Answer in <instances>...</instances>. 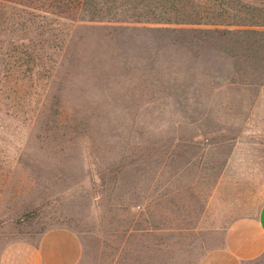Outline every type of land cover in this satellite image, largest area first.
Instances as JSON below:
<instances>
[{
  "label": "rangeland",
  "instance_id": "374dc122",
  "mask_svg": "<svg viewBox=\"0 0 264 264\" xmlns=\"http://www.w3.org/2000/svg\"><path fill=\"white\" fill-rule=\"evenodd\" d=\"M126 1L7 7L0 254L62 225L78 264H198L264 200V0H194L200 23Z\"/></svg>",
  "mask_w": 264,
  "mask_h": 264
},
{
  "label": "crops",
  "instance_id": "0c3cea01",
  "mask_svg": "<svg viewBox=\"0 0 264 264\" xmlns=\"http://www.w3.org/2000/svg\"><path fill=\"white\" fill-rule=\"evenodd\" d=\"M83 245L80 235L67 226H53L35 242L9 243L0 264H78ZM264 252V200L253 212L241 214L223 228L221 242L201 256L198 264H244Z\"/></svg>",
  "mask_w": 264,
  "mask_h": 264
},
{
  "label": "trees",
  "instance_id": "16d2710c",
  "mask_svg": "<svg viewBox=\"0 0 264 264\" xmlns=\"http://www.w3.org/2000/svg\"><path fill=\"white\" fill-rule=\"evenodd\" d=\"M44 1L45 0H0V28L4 23H7V21L12 18L13 14L17 15V11H12L10 13L9 10H7V7L11 3H16L20 6L30 5L33 7V5H35V8H42L47 6H49L50 9L59 8L60 10L58 11H61L58 12L59 14L65 13L66 10L78 8L81 10L83 9L87 13H90L92 11L91 15H97L96 10H93V2L95 0H46V2ZM127 1L129 2V0ZM138 1H140L142 5L148 6V12L151 13V17H153V19H156L157 21H161L162 19H167L168 21H170L169 19H171V16H168L170 14H173L172 17L175 22L185 23H200V21H202V18L208 17L207 14L200 15L198 12H195V10L193 11L194 0H136L134 4L138 5ZM105 4V0H99V12L101 11L102 7L105 6ZM132 7H134V5H132ZM223 13L224 12H220L219 16L223 15Z\"/></svg>",
  "mask_w": 264,
  "mask_h": 264
}]
</instances>
